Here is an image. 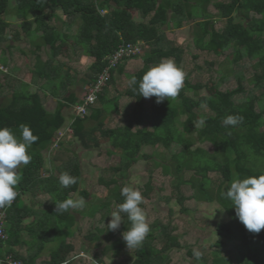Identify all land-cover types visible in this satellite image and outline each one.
Here are the masks:
<instances>
[{
	"label": "trees",
	"instance_id": "obj_1",
	"mask_svg": "<svg viewBox=\"0 0 264 264\" xmlns=\"http://www.w3.org/2000/svg\"><path fill=\"white\" fill-rule=\"evenodd\" d=\"M211 3L219 16L211 12ZM102 9H107V12L102 14ZM134 9L141 20L135 17ZM11 17L18 21L17 28H11ZM220 22L224 23L222 28L218 27ZM188 23L193 26L195 48L217 56L226 54L227 62L243 64L252 72L247 79L250 89L243 85L247 76L242 70L234 73L235 69L225 68V74L219 78L214 72H209L205 80H191L183 65L184 47L167 39L162 28H180ZM13 34L23 39L28 48L13 42ZM71 34L75 35L76 43L67 44L65 37ZM65 43L66 48L63 47ZM124 43L137 44L141 51L120 60L111 68L108 81L97 93L95 102L90 104L85 115L73 116L71 125L72 135L83 149L100 150L104 148L103 141L108 140L112 147H108V153L120 156L119 164L111 167L114 176L99 178V183L108 188L109 199L101 207L93 206L94 214L101 212V216L106 217L111 212V204L122 203L121 180L128 177L134 164L152 158L155 164L162 166L165 175L175 180L174 199L167 197L166 200L180 205L182 212L189 211L184 207L185 195L180 192L183 184L195 189L197 199L207 202L218 200L216 210L219 216L221 214V220L210 223L214 225L211 231H215L217 239L206 244L205 251L211 250L194 264H226L221 251L228 246L236 250L239 263L264 264V229L258 234L247 231L236 218L231 202L223 195L234 180L264 174V162H261L264 159V0H0V44L3 45L0 47V63L10 68L6 72L0 68V73L7 76L6 82L0 79V97L8 85L13 89L10 97L0 102V127L10 128L19 137V126L28 125L39 137L28 149L31 162L17 170L16 199L10 206L0 208V212L6 214L8 233L7 240L0 243V264H8L9 259L23 264L76 262L74 256L62 255L60 250L63 252L66 248L70 253L76 249L68 239L76 235L78 217L74 211L79 210L57 213L56 203L73 199L75 193L86 198L92 193L80 187L83 168L78 152L64 145L63 136L57 141L59 148H50L56 137L65 131L67 110L73 111L74 105L83 102L85 97V94L80 95L71 88L78 83L84 84L85 88L94 84L98 74L109 64L106 57ZM45 48L48 54L43 58ZM82 54L92 56L94 60L80 75L72 63L79 61ZM17 56L30 58L27 66L34 82L38 83L37 91L27 94L10 85L19 69L15 62ZM192 56L197 59L199 53ZM135 58L139 64L135 74L131 75V86L119 91L113 86L118 79L116 74H126V65ZM170 59L185 73L183 88L174 99L157 104L156 98L152 97L147 104V99L139 96L137 91L140 79L151 66ZM215 64V60L206 61V72L212 71ZM12 65L15 66L13 69ZM232 73L237 76L239 86L223 89L221 86ZM134 79L136 83H133ZM47 93L56 98L54 112L45 107ZM121 96L132 97L134 104L124 103L122 118L115 125L108 126L104 113L112 112L110 103ZM198 111L201 112L202 124L195 123ZM228 115L242 117V122L225 128L222 120ZM185 116L190 117L189 120L184 121ZM88 119L96 124L88 128ZM198 142L211 143L218 149L208 152L197 147ZM158 145L170 154L168 160L166 156H158V159L154 154L142 153L144 146ZM46 150H51L50 154L45 153ZM64 172L76 177L77 182L62 188L58 178ZM210 172L220 174L221 183H214ZM187 174H190L189 178ZM151 177L152 172L145 184L144 196H148L152 188ZM222 182V189L217 191ZM29 193L39 197L35 202L38 207L48 204V210L39 212L33 207V201L27 204L20 200L21 196ZM47 194L52 195L53 200L40 197ZM28 218L31 219L21 228L20 225ZM110 219H96L94 215L96 224L94 228L89 226L86 237L100 240L104 235L109 243L102 252L111 250L114 256V261L108 264H119L115 259L122 256L126 247L122 233L131 224L124 217L120 229L111 231L107 230ZM64 221L70 222L68 231H63ZM149 225V234L136 248L133 261L127 264H168L171 253L184 247L169 225H161L158 221ZM157 226L161 230H156ZM200 229L205 230L204 226ZM157 241L161 246L156 245ZM50 242L60 243L59 248L47 251L46 245ZM20 244L29 247L27 256L16 250L15 246ZM192 250L193 247H188V255L193 256ZM95 257L104 262L98 254Z\"/></svg>",
	"mask_w": 264,
	"mask_h": 264
},
{
	"label": "rangeland",
	"instance_id": "obj_2",
	"mask_svg": "<svg viewBox=\"0 0 264 264\" xmlns=\"http://www.w3.org/2000/svg\"><path fill=\"white\" fill-rule=\"evenodd\" d=\"M209 7L212 10L211 12L216 14V16H219L212 3L210 4ZM133 11L135 13V17L141 20L142 17L137 12V10L134 9ZM61 15L62 17H64L63 13H61ZM10 20H12L11 28H17L18 21L14 20L13 18ZM223 26H224L223 22L218 23L219 28H222ZM162 28L163 30H165V35L167 39L172 40L176 45H180L184 47L185 52H184L183 65L186 68L185 69L186 73L190 75L192 81L195 82L197 80H205L206 75H208L209 72H214V74H217V77L219 78L220 76L225 74L226 69L229 70L235 69L233 71L234 73L236 70L243 71V73L247 76L246 80H244L243 85L245 86L246 89L251 88L250 84L247 83V79L250 78L252 72L246 70L245 65L232 64L230 61L227 62L226 54L217 56L209 52L199 51L197 48L193 46V37H192L193 26L191 23L183 25L180 28L170 29L167 28L166 26H163ZM72 34L65 37V42L67 44H72V42L76 43V37L75 35ZM12 41L15 42L16 44L20 43V45L21 46L24 45V47L28 46L25 45L23 39H18V36L16 34L12 35ZM66 43L65 45L63 44L64 48L67 47ZM140 44H143V42H140ZM0 47H3V45L0 44ZM43 50H44L42 53L43 58H46L48 54L46 53L47 49L45 48ZM231 51L232 49L230 48L229 52ZM197 52L199 53V57L197 59H194L192 55ZM91 60H94V57L86 54H82L79 58V61H75L72 64L76 65L78 72H80L81 73L80 75H82L85 69L91 64ZM209 60H215L216 64L212 71L209 70L208 72H206L207 71L206 61ZM29 61H30L29 57L24 58L23 56L21 58L20 56H17L15 61L17 62L16 67L17 68L19 67L16 73L17 77L15 80H10L12 82V83L10 82L11 86L14 85L16 88L24 90L25 93L27 94H30L34 90L37 91L36 89L38 88V83L34 82L32 73L30 72L29 67L27 66V63ZM247 63L249 64L248 61ZM138 64L139 62L136 60V58L135 60H131V62H129L126 65V74L123 75L116 74L118 79L115 80L116 84H114L113 86L118 88L119 91H124L127 87H130L133 79L131 75L135 74ZM199 65L200 68H197V66ZM14 67L15 66L13 65L11 66L12 69ZM0 68L4 72L10 70V68L4 67L1 63H0ZM6 78L7 76L4 73H0V79L3 82H6ZM208 85L212 89V83L209 82ZM238 86L239 83L237 80V76L233 75L232 73L231 75L229 74L227 80L224 81L221 87L223 89H235ZM112 89L114 88L112 87ZM259 89L263 90L262 88ZM12 90H13L12 87L8 85L3 91L4 96L2 95V97H0V102L3 100H7L10 97ZM71 90L72 91L77 90V92L80 95H83L87 91L85 85L82 83L76 84V86H73ZM196 97L197 96H195V98ZM46 99H47L46 103H50V106L54 105V101H56L51 96H47ZM150 99L151 98L147 99L148 102V103L146 102L147 104H149ZM126 102L129 105L134 104L132 97L125 98L124 96H121L118 100H115L110 103L109 109L113 111L112 112L106 111L104 113L105 118H107L106 121H108L106 122V125L108 126H112L113 124L115 125V123L120 118H122V115L124 113L123 111L124 103ZM197 113L198 116L197 119L195 120V123L199 124L200 121L202 120V116L200 115L201 114L200 111H198ZM73 116L74 113L72 109L71 111L67 110L66 122L64 124V127L66 123L70 121L71 119L70 117ZM140 118H142V115H140ZM189 118L190 117L186 118V116L183 117L184 121L189 120ZM95 124L96 122L94 120L88 119L86 126L90 128ZM63 140L65 146L72 148L73 150H75V152H78L80 156V162L83 168V176L81 178L80 187L81 189L83 187L87 188L92 193V195L89 198H86V197H81L78 193L73 194V199L84 198L86 201V206L79 211L76 212L74 211V214L76 215V217H78V223L75 225V230L77 229V231L74 237H70L68 239V242L74 243L76 249L73 252L68 253L67 249L65 248L63 249L64 250L63 252L62 249L60 250V252L62 253V255H69V257L74 256L76 258L74 259L76 261L74 264L112 263L114 261V256H112V251L108 250L106 252H102L103 248L109 243L105 240L104 235H102L100 240H90L86 236L89 233L88 231L89 226L91 225L92 227L93 225L94 228L96 224L94 220V215L96 219H99L101 217L104 220H108L111 218L109 216L111 212L118 207V205L111 204L110 205L111 212L109 211L110 213L108 216L106 215V217H102L101 212L96 214H94L95 212H93V206L101 207L100 205L105 200L109 199L108 188L106 187V185H102L101 183H99V178L109 179L114 176V171L111 169V167L119 164L120 156L117 153L115 154L108 153V149L112 148L108 140L103 141L104 148L100 150L83 149L81 144L78 142L77 139L74 138V136L70 131H68V133L63 137ZM196 146L197 147L199 146L200 148L208 152H215L218 149V147L212 145L211 143H206V142L205 143L198 142ZM117 151L120 152L119 150ZM142 153L154 154L158 159H160L158 156H163V157L166 156L167 160L170 156V154H168V152L164 149V147L159 145L156 147L144 146ZM261 162H264V159H261ZM162 170H163L162 166L155 164L152 158L148 160L142 159L129 169L128 177L123 178L121 180L122 183L121 185L123 187L132 186L138 189L142 193L144 200L142 205L140 206L143 208L145 212L146 221L148 222V224H152L158 221V223H160L161 225H169V228L172 229V231L180 237V241L183 243L184 247L175 249L171 253V262H168V264H194L196 263V259L193 256L188 255L187 253L188 247L191 246L193 248L200 249L203 255L205 252L211 250L210 248H208L207 251H205L207 247L206 244H208L209 241H215L217 239V236L214 235L215 231H211L214 225L210 223L211 221L212 223H215L216 220L218 221L221 220V214L219 216V213L216 210V208L219 206L218 200L207 202L202 199H197L195 195V189L189 184H183L180 188V192H182L185 195L184 207H187L189 211L182 212L180 205H174L172 202L166 200L167 197H171L172 199H174L175 188L173 184L175 180H173L172 176L165 175ZM151 172H152V177H151L152 188L149 191L148 196H144L145 184L149 181ZM187 177L189 178L190 174H187ZM210 177L214 183H217V185L222 181V177L218 173L210 172ZM222 187H223V182L222 185L217 187V191L222 189ZM34 195L35 194L31 195L30 193L25 194L24 196H21L20 200L26 203L27 202L31 203L33 201L34 203L33 207L36 208V210L39 212H44L48 210L47 207L48 204L46 203H43L42 206L38 207L37 203L35 202L37 201L36 199L39 197H34ZM40 197L43 200H50V201L53 200V196L50 194H47V196L45 197H43V195H40ZM62 224H63V231H68L70 227V222L64 221L62 222ZM200 226H204L205 230L200 229ZM155 229L161 230V227L157 226L155 227ZM59 245L60 243L50 242L46 245L47 247L46 250L51 252L52 250L58 249ZM156 245L161 246L160 241H157ZM228 247L222 249L221 251V256L224 258L226 264H241L239 263V258L236 250L231 248L230 246ZM135 250L136 249H128L127 247H125L122 251V256L115 260L118 261L119 264H127L128 262L133 261L135 257ZM96 254L101 256L104 262H99L95 257ZM197 264H199V262H197ZM246 264H255V263L247 262Z\"/></svg>",
	"mask_w": 264,
	"mask_h": 264
},
{
	"label": "clouds",
	"instance_id": "obj_3",
	"mask_svg": "<svg viewBox=\"0 0 264 264\" xmlns=\"http://www.w3.org/2000/svg\"><path fill=\"white\" fill-rule=\"evenodd\" d=\"M101 12L105 14L107 9H102ZM184 80L185 73L172 60H161L143 74L137 91L139 96H143L145 99L155 97L156 103L159 104L165 100L176 98L184 86ZM133 83H136L135 79ZM73 113L74 116H77L75 110ZM70 118V121L65 125L63 137L68 133V127L71 128L70 132L72 133L71 125L74 117ZM242 119L239 116L228 115L222 120V125L225 128L236 126L242 122ZM200 123L202 124L203 120ZM19 127V137L10 128L0 127V208L10 206L16 199L18 193L15 186L19 182L17 169L21 165L26 166L31 162L28 149L39 139L38 135L33 134L30 126L21 124ZM57 141L58 139L51 144L50 149L60 147ZM55 142L58 143L56 147L53 146ZM50 152L51 150H46L45 153L50 154ZM58 182L62 188H67L74 185L77 179L64 172L59 176ZM223 195L231 202L236 218L247 231L258 234L264 229V174L234 180ZM121 196L124 198L123 202L109 215L111 219L107 223V230L117 231L120 229L121 223L124 222V216H126L131 227L122 233V239L128 249H136L143 244L151 230L146 221L145 212L140 206L144 197L138 189L132 186H124L121 189ZM85 206L84 198H67L56 203L55 212L62 214L69 210H81ZM4 220L6 228L7 221ZM192 254L196 260H200L202 257V252L198 248H193Z\"/></svg>",
	"mask_w": 264,
	"mask_h": 264
},
{
	"label": "built area",
	"instance_id": "obj_4",
	"mask_svg": "<svg viewBox=\"0 0 264 264\" xmlns=\"http://www.w3.org/2000/svg\"><path fill=\"white\" fill-rule=\"evenodd\" d=\"M141 48L137 44L133 43H124L118 49H116L113 53L108 55L106 58L108 59V66L105 68L103 72L98 74L97 80L94 84L87 88L85 93V97L83 98V102L77 103L74 106L75 113L77 115H85L87 113L88 107L90 104L94 103L97 98V93L102 90L103 86L106 85L108 81L109 74L111 72V68L115 67V65L120 61L125 59L126 57H130L136 52H140ZM68 130L71 131V128L68 127ZM64 134L61 132L59 134L58 140ZM54 147L58 146V143L55 142L53 144ZM5 213H0V243L7 239V232L5 228ZM8 264H23L19 261H14L9 259Z\"/></svg>",
	"mask_w": 264,
	"mask_h": 264
},
{
	"label": "crops",
	"instance_id": "obj_5",
	"mask_svg": "<svg viewBox=\"0 0 264 264\" xmlns=\"http://www.w3.org/2000/svg\"><path fill=\"white\" fill-rule=\"evenodd\" d=\"M92 62H93V60H91V63ZM23 88H26V87H23ZM47 94H48L47 96H51L52 98H54L56 100V98L53 97L50 93H47ZM46 101H47V99H46ZM46 101H45L46 109L50 112H54V110L56 109V101H54V105H52L53 107L50 106V103H46ZM29 219H31V218L24 220L23 224L20 225V227L23 228L24 224L27 223L29 221ZM15 248H16V250L23 252L25 254V256H27L30 252L29 247L25 244H20L18 246H15Z\"/></svg>",
	"mask_w": 264,
	"mask_h": 264
}]
</instances>
